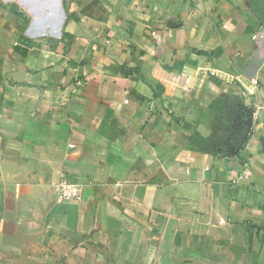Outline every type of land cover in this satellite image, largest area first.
<instances>
[{
	"label": "crops",
	"instance_id": "obj_1",
	"mask_svg": "<svg viewBox=\"0 0 264 264\" xmlns=\"http://www.w3.org/2000/svg\"><path fill=\"white\" fill-rule=\"evenodd\" d=\"M0 264H264V0H0Z\"/></svg>",
	"mask_w": 264,
	"mask_h": 264
},
{
	"label": "built area",
	"instance_id": "obj_2",
	"mask_svg": "<svg viewBox=\"0 0 264 264\" xmlns=\"http://www.w3.org/2000/svg\"><path fill=\"white\" fill-rule=\"evenodd\" d=\"M153 35H155V33H153ZM253 38L257 39L259 38V35H254ZM258 83L257 79H252V88H257ZM249 94L253 95L254 92H250ZM71 147H73V145H71ZM56 191L59 200L62 202H79L82 199V187L78 184L71 183L66 179L61 180V182L56 186Z\"/></svg>",
	"mask_w": 264,
	"mask_h": 264
},
{
	"label": "rangeland",
	"instance_id": "obj_3",
	"mask_svg": "<svg viewBox=\"0 0 264 264\" xmlns=\"http://www.w3.org/2000/svg\"><path fill=\"white\" fill-rule=\"evenodd\" d=\"M236 102L235 101H232L231 103V108H230V113L233 114L236 110ZM205 144L209 145V148H223V142L221 140H210V141H207ZM196 258H200L197 254Z\"/></svg>",
	"mask_w": 264,
	"mask_h": 264
}]
</instances>
